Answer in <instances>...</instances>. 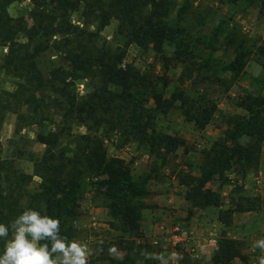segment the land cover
Segmentation results:
<instances>
[{"label":"trees","instance_id":"16d2710c","mask_svg":"<svg viewBox=\"0 0 264 264\" xmlns=\"http://www.w3.org/2000/svg\"><path fill=\"white\" fill-rule=\"evenodd\" d=\"M16 1L0 0V47L7 48L0 56V70L18 80L14 90L0 85V223L8 224L25 209L33 208L59 219L61 234L71 241L77 236L81 215L80 188L86 179L96 178V188L107 199L111 225L138 236L142 196L147 193L144 186L156 175L135 179L126 159L109 155L106 140L117 136L121 145L135 141L158 150L163 159L186 147L187 142L182 136L158 129L160 113L178 107L199 131L211 123L218 102L200 87L195 86L194 92L185 86L169 90L165 73L158 75L125 62L130 45L152 47L165 72L173 62H184L188 46L182 39L184 29L165 20L168 0H31L30 26L10 13ZM81 7L94 15L96 29L86 21L83 25L73 21V14ZM112 19L118 20L117 34L122 41L116 48L102 43L99 37ZM24 28L26 43L20 39ZM166 43L175 47L171 56L165 52ZM47 51L59 57L60 64L46 74L39 58ZM245 64L246 53L240 52L229 69L239 73ZM89 77L96 79V86L80 95L77 81ZM192 78L189 75L183 82ZM192 83L198 84L196 80ZM46 105L60 108L63 122L55 129L39 132L37 141L45 149L41 155L30 156L34 171L28 173L3 156L1 130L8 113L17 115L19 127L28 121L38 122L34 116ZM241 106L246 115L232 118L225 135L202 150L199 172L181 170L177 175L179 183L187 186L185 198L193 208L221 205L220 193L207 187L211 181L226 183L232 173L244 179L260 166L264 96L249 95ZM74 123L86 126L87 131L73 133ZM35 177L40 178L36 185ZM238 197L232 206L218 212L226 227L232 226L236 212L257 209L252 198ZM4 244L0 239V254ZM122 246L127 251L118 264H133L130 254L135 249L130 243ZM235 259L246 263L249 256L237 239L224 234L209 264H232Z\"/></svg>","mask_w":264,"mask_h":264},{"label":"rangeland","instance_id":"374dc122","mask_svg":"<svg viewBox=\"0 0 264 264\" xmlns=\"http://www.w3.org/2000/svg\"><path fill=\"white\" fill-rule=\"evenodd\" d=\"M168 16L165 20L179 25L184 29L182 39L187 43V58L184 62H173L165 72L163 61L151 48H141L137 45L128 47L125 62H130L144 71H153L158 75L166 74L169 80V90L179 86L201 88L203 93L217 100L218 111L207 127L199 131L193 123L187 121L181 109L175 107L168 113H160L157 127L160 131L172 135L182 136L187 146L180 148L175 154L161 158L158 150L135 141L121 145L117 136L106 140L107 151L110 156L126 159L131 164L135 179H141L147 174H153L144 186L147 191L142 196L144 207L141 210V231L138 236L123 233L111 225L113 219L109 214V207L105 194L96 188L97 179H86L80 188L81 215L77 222V236L75 240L87 244L91 255L89 264H118L126 254L122 246L130 243L135 249L130 256L133 264H173L169 255L172 249H162L150 244L149 236L154 235L159 225H172L165 221V214L174 212L175 223L185 222L183 225L205 223L216 229L218 238L226 234L238 240L240 248L249 256L246 263L235 259L232 264H259V258L264 251L253 248L256 241L264 239V143L262 146L261 162L257 170L249 172L244 179L236 178L235 173L229 174L230 180L222 183L215 179L207 187L220 193L221 205L205 209L193 208L186 200L183 190L179 187L178 173L181 170L199 172L202 161V150L209 148L214 141L225 135L230 121L236 116H245L247 111L241 102L249 95L264 96V4L263 0H168ZM31 0H17L9 10L15 17H22L26 26L32 24L29 10ZM84 7L75 12L72 19L83 25L86 21L91 29L97 28L94 15ZM118 20L112 19L100 31V41L116 48L122 41L117 34ZM24 30L21 41L26 43ZM165 52L173 55L175 47L166 43ZM7 48L0 47V56ZM240 52L246 53V64L241 72L229 69V64L235 60ZM47 51L39 58L41 68L47 74L60 64V58ZM193 77L187 81L185 77ZM196 80L197 85L192 81ZM18 80L0 70V85L8 90H14ZM95 78H84L77 81L76 89L80 95H86L94 90ZM40 115L34 116L38 122H26L17 127V115L8 113L1 130L3 156L28 173H33L34 167L30 156L41 155L45 146L37 141L39 132H47L61 126L63 116L60 108L46 105ZM44 115V116H42ZM60 123V124H59ZM75 134L85 133L86 126L72 124ZM248 143V139H242ZM161 153V152H160ZM40 181L35 177L34 185ZM163 184L165 189L156 190L157 184ZM174 193L175 207L168 202V194ZM163 195L154 200L155 196ZM247 196L257 204V209L236 212L232 226L226 227L218 218L220 209H227L233 205L238 196ZM174 210V211H172ZM169 214V215H170ZM176 214V216H175ZM168 215V216H169ZM96 217V218H94ZM218 239V240H219ZM125 243H122V242ZM115 247L122 258L109 254V248ZM177 253V252H175ZM158 254L162 259L152 258ZM214 254V253H213ZM212 254V255H213ZM212 255L202 258L184 256L176 264L198 262L209 264ZM62 258V257H61Z\"/></svg>","mask_w":264,"mask_h":264},{"label":"clouds","instance_id":"9594fccd","mask_svg":"<svg viewBox=\"0 0 264 264\" xmlns=\"http://www.w3.org/2000/svg\"><path fill=\"white\" fill-rule=\"evenodd\" d=\"M60 225L59 219L42 215L33 208L25 209L8 224L0 223V239L5 241L0 264H89L91 252L87 244L75 239L69 241L61 234ZM253 248L264 251V239L256 241ZM108 251L122 258L115 247ZM152 258L162 259L158 254ZM169 258L173 264L181 259L175 252ZM259 264H264V256L259 258Z\"/></svg>","mask_w":264,"mask_h":264},{"label":"built area","instance_id":"2783aa9c","mask_svg":"<svg viewBox=\"0 0 264 264\" xmlns=\"http://www.w3.org/2000/svg\"><path fill=\"white\" fill-rule=\"evenodd\" d=\"M150 244L162 249H172L183 258H202L212 255L218 248V233L211 225L195 223L183 225L173 223L161 224L157 232L149 236Z\"/></svg>","mask_w":264,"mask_h":264},{"label":"crops","instance_id":"0c3cea01","mask_svg":"<svg viewBox=\"0 0 264 264\" xmlns=\"http://www.w3.org/2000/svg\"><path fill=\"white\" fill-rule=\"evenodd\" d=\"M131 171H132V169H131ZM132 174H133V172H132ZM152 180V179H151ZM150 181V180H149ZM179 187H180V189L181 190H183V193H184V195H186V192H187V186H185V185H183V184H179ZM166 188V186L165 185H163V184H157L156 185V190H160V189H165ZM174 193L172 192V193H169L168 194V196H169V198H168V202H169V204H170V206L171 207H175L174 205H175V197L174 196H172ZM157 198H160L161 199V201L162 200H164V198H163V195H161V194H159V195H157V196H155V198H153L154 200H156ZM209 208V207H208ZM200 209H203V208H200ZM205 209V208H204ZM172 211H174V210H172ZM109 214H110V210H109ZM170 213H168V214H165V221L168 223V220L169 221H171V222H169V223H171V224H173V223H175L176 222V220L177 219H175V217H174V212L172 213V214H170ZM169 215V216H168ZM110 216H111V214H110ZM175 216H176V214H175ZM94 218H96V217H94ZM183 224H185V222H183ZM233 238V237H232Z\"/></svg>","mask_w":264,"mask_h":264}]
</instances>
